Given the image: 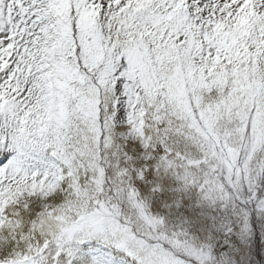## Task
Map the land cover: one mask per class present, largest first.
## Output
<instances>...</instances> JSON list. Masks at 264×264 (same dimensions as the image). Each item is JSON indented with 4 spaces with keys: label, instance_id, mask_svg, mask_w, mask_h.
<instances>
[{
    "label": "snow or ice",
    "instance_id": "snow-or-ice-1",
    "mask_svg": "<svg viewBox=\"0 0 264 264\" xmlns=\"http://www.w3.org/2000/svg\"><path fill=\"white\" fill-rule=\"evenodd\" d=\"M0 264H264V0H0Z\"/></svg>",
    "mask_w": 264,
    "mask_h": 264
}]
</instances>
